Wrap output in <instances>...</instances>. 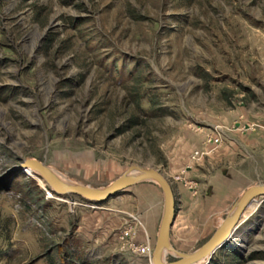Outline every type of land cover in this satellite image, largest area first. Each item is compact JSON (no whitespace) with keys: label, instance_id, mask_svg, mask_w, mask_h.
I'll return each instance as SVG.
<instances>
[{"label":"rangeland","instance_id":"374dc122","mask_svg":"<svg viewBox=\"0 0 264 264\" xmlns=\"http://www.w3.org/2000/svg\"><path fill=\"white\" fill-rule=\"evenodd\" d=\"M228 138L264 184V0H0V264H151L136 188L56 195L24 159L98 189L155 169L173 190ZM242 220L207 264H264V196ZM214 231H174L164 261Z\"/></svg>","mask_w":264,"mask_h":264},{"label":"crops","instance_id":"0c3cea01","mask_svg":"<svg viewBox=\"0 0 264 264\" xmlns=\"http://www.w3.org/2000/svg\"><path fill=\"white\" fill-rule=\"evenodd\" d=\"M243 143L240 138L225 139L207 156L192 163V167L185 166L181 170L183 179L173 188L176 213L170 238L174 231H180L191 224H205L206 227L212 225L216 230L222 223V216L231 210L249 187L250 177L246 163L248 164L247 156L250 153ZM188 180L194 181L195 186L192 188L197 189L195 194L189 187ZM131 187L136 188V196L140 201L150 202L149 209L140 216L144 235L139 232L136 241L139 245L147 241L153 246L164 213L163 193L152 180H143Z\"/></svg>","mask_w":264,"mask_h":264},{"label":"water","instance_id":"95a60500","mask_svg":"<svg viewBox=\"0 0 264 264\" xmlns=\"http://www.w3.org/2000/svg\"><path fill=\"white\" fill-rule=\"evenodd\" d=\"M18 171L32 170L38 176L43 178L46 185L52 193L56 195H76L91 202H104L110 197L116 195L137 182L143 180H152L160 187L164 197V213L160 223L158 235L153 247L151 264H195L207 257L206 264L209 263L215 252L224 247L233 237L236 230L243 223L242 214L245 207L255 201L256 197L264 196V184H259L248 188L238 198L231 210L217 227L214 233L198 249L188 254H181L174 250L176 259L171 261H162L161 252L165 247L169 248L170 230L175 219V198L169 181L162 173L155 169H145L138 166H130L126 172L112 181L104 188H92L88 186L69 184L60 180L48 167L36 159H24L19 166ZM138 171L136 175H129L130 172Z\"/></svg>","mask_w":264,"mask_h":264},{"label":"bare ground","instance_id":"6f19581e","mask_svg":"<svg viewBox=\"0 0 264 264\" xmlns=\"http://www.w3.org/2000/svg\"><path fill=\"white\" fill-rule=\"evenodd\" d=\"M49 169V168H48ZM51 171V170H50ZM28 172H32V170H30V171H28L27 170V173ZM53 173V172H52ZM139 172L138 171H133V172H130L129 173V175H136V174H138ZM57 176V175H56ZM58 177V176H57ZM59 178V177H58ZM60 179V178H59ZM60 180H62V179H60ZM38 182H39V185L41 186V187H44L45 185H46V183H45V181L43 180V178H41V179H38ZM156 183V182H155ZM157 184V183H156ZM255 201H253V202H250L246 207H245V209H244V211H243V214H242V218H243V216H244V214H245V211H246V209H247V207L248 206H250V204L251 203H254ZM243 219H245V218H243ZM169 239H170V235H169ZM165 249H167V247H165L164 249H162V252H161V260L162 261H164V257H163V251L165 250ZM168 249H171L172 250V248H171V246H170V242H169V248ZM151 256H152V254H151ZM205 261H207V257L206 258H203V259H201L200 261H198V262H196L195 264H204L205 263Z\"/></svg>","mask_w":264,"mask_h":264},{"label":"built area","instance_id":"2783aa9c","mask_svg":"<svg viewBox=\"0 0 264 264\" xmlns=\"http://www.w3.org/2000/svg\"><path fill=\"white\" fill-rule=\"evenodd\" d=\"M134 252L138 253L139 255H147L150 258V248L148 245H143V246H139L134 248Z\"/></svg>","mask_w":264,"mask_h":264}]
</instances>
